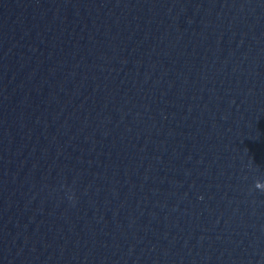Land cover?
Here are the masks:
<instances>
[{"label": "water", "instance_id": "obj_1", "mask_svg": "<svg viewBox=\"0 0 264 264\" xmlns=\"http://www.w3.org/2000/svg\"><path fill=\"white\" fill-rule=\"evenodd\" d=\"M0 264H264V0H0Z\"/></svg>", "mask_w": 264, "mask_h": 264}]
</instances>
